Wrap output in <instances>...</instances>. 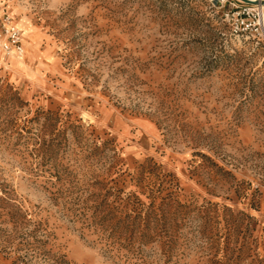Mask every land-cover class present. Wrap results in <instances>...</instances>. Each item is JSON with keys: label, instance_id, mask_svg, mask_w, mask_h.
Segmentation results:
<instances>
[{"label": "rangeland", "instance_id": "obj_1", "mask_svg": "<svg viewBox=\"0 0 264 264\" xmlns=\"http://www.w3.org/2000/svg\"><path fill=\"white\" fill-rule=\"evenodd\" d=\"M243 4L0 0L26 52L0 46V264H264Z\"/></svg>", "mask_w": 264, "mask_h": 264}, {"label": "built area", "instance_id": "obj_2", "mask_svg": "<svg viewBox=\"0 0 264 264\" xmlns=\"http://www.w3.org/2000/svg\"><path fill=\"white\" fill-rule=\"evenodd\" d=\"M0 8V46L6 53L9 51L21 53L23 51L21 31L11 24V17L8 12H5L1 6ZM238 8L239 14H248L251 10L248 4L239 5ZM236 28L237 30H241L238 25Z\"/></svg>", "mask_w": 264, "mask_h": 264}, {"label": "water", "instance_id": "obj_3", "mask_svg": "<svg viewBox=\"0 0 264 264\" xmlns=\"http://www.w3.org/2000/svg\"><path fill=\"white\" fill-rule=\"evenodd\" d=\"M241 1H243L246 4H252V5H256V4L260 3V2L264 3V0H262V1H259V0H241Z\"/></svg>", "mask_w": 264, "mask_h": 264}, {"label": "bare ground", "instance_id": "obj_4", "mask_svg": "<svg viewBox=\"0 0 264 264\" xmlns=\"http://www.w3.org/2000/svg\"><path fill=\"white\" fill-rule=\"evenodd\" d=\"M259 5H263L264 6V3H258ZM258 4H256V5H258ZM262 7V6H261ZM0 42H1V39H0ZM2 49V48H1ZM11 52H13L16 56H19V57H23L24 56V54L26 53V52H21V53H16V52H14V51H9V52H7V53H11Z\"/></svg>", "mask_w": 264, "mask_h": 264}]
</instances>
